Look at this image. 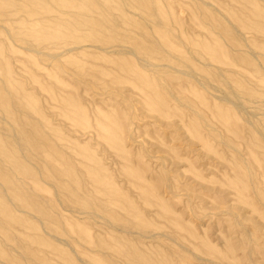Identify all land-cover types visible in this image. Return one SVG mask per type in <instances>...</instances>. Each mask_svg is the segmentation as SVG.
<instances>
[{
	"label": "rangeland",
	"instance_id": "374dc122",
	"mask_svg": "<svg viewBox=\"0 0 264 264\" xmlns=\"http://www.w3.org/2000/svg\"><path fill=\"white\" fill-rule=\"evenodd\" d=\"M0 264H264V0H0Z\"/></svg>",
	"mask_w": 264,
	"mask_h": 264
}]
</instances>
